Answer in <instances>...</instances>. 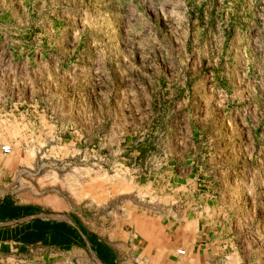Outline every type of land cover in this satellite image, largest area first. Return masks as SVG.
<instances>
[{
	"label": "rangeland",
	"instance_id": "obj_1",
	"mask_svg": "<svg viewBox=\"0 0 264 264\" xmlns=\"http://www.w3.org/2000/svg\"><path fill=\"white\" fill-rule=\"evenodd\" d=\"M0 13L15 191L163 213L165 183L183 182L173 204L218 219L216 264H264V0H0Z\"/></svg>",
	"mask_w": 264,
	"mask_h": 264
},
{
	"label": "crops",
	"instance_id": "obj_2",
	"mask_svg": "<svg viewBox=\"0 0 264 264\" xmlns=\"http://www.w3.org/2000/svg\"><path fill=\"white\" fill-rule=\"evenodd\" d=\"M10 11L4 13L6 22ZM12 60L0 58L1 75ZM2 104V109L7 107ZM115 124L112 130L117 129ZM162 136L158 139L165 141ZM178 137L183 151L188 137L183 132ZM175 155L186 157L184 151ZM169 157L174 158L173 152ZM9 160V155L0 153V264H216L220 260L216 216L198 204H173L183 194V182L175 188L172 181L165 183L163 213L143 212L136 199L127 205L121 195L105 204V210L90 203L65 206L56 194L29 200L15 191ZM134 187L141 190L143 184L139 181ZM170 188L173 194L166 192Z\"/></svg>",
	"mask_w": 264,
	"mask_h": 264
},
{
	"label": "built area",
	"instance_id": "obj_3",
	"mask_svg": "<svg viewBox=\"0 0 264 264\" xmlns=\"http://www.w3.org/2000/svg\"><path fill=\"white\" fill-rule=\"evenodd\" d=\"M0 153L3 155H10L11 154V147L9 144H0ZM179 254H183V250L178 251Z\"/></svg>",
	"mask_w": 264,
	"mask_h": 264
}]
</instances>
